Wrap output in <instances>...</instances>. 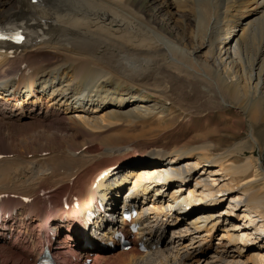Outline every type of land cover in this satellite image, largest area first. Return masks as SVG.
Listing matches in <instances>:
<instances>
[{
  "label": "bare ground",
  "instance_id": "1",
  "mask_svg": "<svg viewBox=\"0 0 264 264\" xmlns=\"http://www.w3.org/2000/svg\"><path fill=\"white\" fill-rule=\"evenodd\" d=\"M3 30L15 36L0 42V122L65 117L94 141L175 108L201 126L187 153L97 148L104 170L86 149L51 167L1 147L0 264H39L53 236L58 264H200L208 251L206 264H264V0H0ZM232 107L248 131L223 137L247 139L218 152L207 124ZM218 174L229 181L217 189ZM120 202L148 211L137 232L113 218ZM117 233L134 245L108 243Z\"/></svg>",
  "mask_w": 264,
  "mask_h": 264
},
{
  "label": "rangeland",
  "instance_id": "2",
  "mask_svg": "<svg viewBox=\"0 0 264 264\" xmlns=\"http://www.w3.org/2000/svg\"><path fill=\"white\" fill-rule=\"evenodd\" d=\"M143 6H147V1L142 3ZM178 18V17H176ZM127 88V87H126ZM123 87V89H126ZM130 90V88L128 87ZM131 91H133L131 89ZM170 107V104L167 105ZM47 109L45 107H42V112L46 113ZM236 110L232 108H227L226 116L221 118L223 113H217L216 117L212 118L211 121L205 124H207V128L210 129L209 132H215V136L219 135L218 137L222 136L223 142H220V151H228L233 149V146L235 143L243 142L247 139L246 133L240 135L236 140H228L227 137L228 134L226 133L227 127H232L230 129H235L237 126H243L246 128V124H241L238 122L237 113ZM180 111H178L175 108H172L170 111L168 110L165 114V117H163L165 120L162 121V119L157 115L154 118H148V119H136L132 122L127 123V120H124L122 124L120 125V128L118 131L109 130V131H102L96 132L98 134L97 140H92L90 136L85 135L82 131H79L74 126L73 122L70 120H67L65 117H63L60 121V123L57 122V124L53 123L52 121H37V120H30L27 116L24 117L25 123H18L16 125L11 124L10 122H0V148L1 147H7L11 149H15L17 152L21 153L22 155L26 156L29 159L30 165L33 166L34 164H40V163H48V166H55L61 164V158L67 157L70 150L75 152H80V150L86 149V151L82 154L83 155H90V156H96L93 160V164H96L100 170L106 169L108 165H102L100 164V161L103 160L99 157H101V154L99 152L98 155H94L96 153L97 148L103 149L109 146H122L123 144H130L132 148L138 149V151L142 152L148 148L151 149H157L158 151L173 154L174 152H191L193 147H196V145H199L198 142H193V137L195 135H199L200 132H198L200 129V122L195 121L196 123H191L187 119V117H184ZM76 117L78 115L75 114ZM27 117V118H26ZM153 119V120H152ZM234 123H237L233 125ZM124 124V126H123ZM62 125V126H60ZM159 125V126H158ZM233 125V126H232ZM65 127V128H64ZM258 134L261 137L262 140H264V125L260 126L258 129ZM246 131L248 129L246 128ZM34 132V133H33ZM108 135V136H107ZM225 135V136H224ZM227 135V136H226ZM16 136V137H15ZM224 136V137H223ZM107 140H106V138ZM216 138V137H215ZM215 138H210V141H215ZM19 140V141H18ZM219 140V139H218ZM225 140V141H224ZM22 141V142H21ZM192 141V142H191ZM229 141V142H228ZM94 143V144H93ZM28 149V151H27ZM68 151V152H67ZM217 152V153H218ZM64 153V154H63ZM51 154V155H49ZM61 154H63L61 156ZM142 153H140L141 155ZM175 154V153H174ZM264 154V152H263ZM1 154L0 156H2ZM16 153L12 154L13 157H16ZM49 155V156H48ZM255 155L259 156V151H255ZM43 156V157H42ZM42 157V158H40ZM48 157V158H46ZM61 157V158H60ZM243 158V157H242ZM32 159V160H31ZM121 159V156L115 157L113 161H119ZM153 161H155L152 158ZM54 161V163H53ZM152 162V161H151ZM52 163V164H51ZM56 163V165H55ZM51 164V165H50ZM30 168L27 167L26 171H29ZM215 170V169H214ZM217 171V170H216ZM112 175V174H111ZM213 180L218 179V181H214V184H216V188L218 189L220 185L224 182H228L227 176L224 174L218 176L211 177ZM222 181H221V180ZM195 183V182H192ZM218 184V185H217ZM220 184V185H219ZM232 187V186H231ZM126 189L123 190L122 193H125ZM232 195H238L239 193L233 192ZM43 198L47 199V196H49L46 191H42ZM220 196L222 198L228 197V194L220 193ZM66 199V198H65ZM65 202V201H64ZM224 204L218 208L221 209L225 207L228 202L223 201ZM66 205V204H65ZM168 205V203H166ZM70 205H66L65 208H69ZM241 212H237L235 214H238ZM154 223V219H149V224ZM224 224V223H223ZM241 227L245 225L244 222L239 223ZM225 226H229V223L226 222L224 224ZM173 229H166V238L169 240L173 237ZM244 232H242V229L238 230L239 236H241ZM178 234V233H177ZM222 236V232L217 233L216 236L213 238V246L220 243V238ZM104 237V236H102ZM187 240V239H186ZM188 241H185V245L191 248V250L196 252V247L192 245V241L190 238ZM184 242V241H183ZM191 243V245H190ZM252 244H254L253 241H251ZM250 243V244H251ZM184 246V245H183ZM194 247V248H192ZM264 253V250L262 251ZM212 251H208L205 254V257L201 260L200 264H206L205 260L211 261ZM199 258V257H198ZM105 261V260H104ZM103 261V262H104ZM229 262H243L245 261V257L240 258L236 257L235 259L231 256L228 258ZM113 264L114 261H105L104 264L108 263ZM129 261L124 262L123 264H128ZM119 262H114V264H118ZM122 264V263H119ZM197 264V262H195ZM199 264V263H198Z\"/></svg>",
  "mask_w": 264,
  "mask_h": 264
}]
</instances>
